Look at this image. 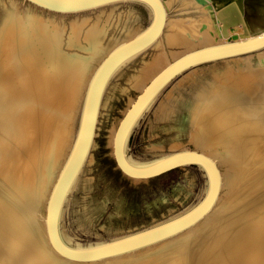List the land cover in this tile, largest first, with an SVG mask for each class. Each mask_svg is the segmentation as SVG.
Listing matches in <instances>:
<instances>
[{
	"label": "bare ground",
	"instance_id": "bare-ground-1",
	"mask_svg": "<svg viewBox=\"0 0 264 264\" xmlns=\"http://www.w3.org/2000/svg\"><path fill=\"white\" fill-rule=\"evenodd\" d=\"M24 2L32 10L47 11L48 17L14 11L0 21V264H264V47L194 63L162 87L171 82L159 104V118L168 120L179 135L187 131L192 145L178 151L200 152L218 170V192L203 216L143 248L99 261H73L49 242L47 201L72 149L94 72L114 48L144 28L140 29L131 5L119 19L111 10L94 21L83 15L138 1H116L73 13ZM161 2L165 18L158 37L120 62L110 76L126 61L152 50L139 70L127 75V85L120 86L129 97L120 118L107 130L113 159L120 119L137 95L173 62L204 48L264 34V0ZM142 4L152 18V9ZM66 15L73 16L67 28L60 19ZM68 48L74 53H65ZM109 80L88 154L68 194L92 159L100 116L110 99ZM129 88L137 90L135 96H130ZM176 139L172 148L180 147ZM202 170L207 190L208 176Z\"/></svg>",
	"mask_w": 264,
	"mask_h": 264
},
{
	"label": "rangeland",
	"instance_id": "rangeland-1",
	"mask_svg": "<svg viewBox=\"0 0 264 264\" xmlns=\"http://www.w3.org/2000/svg\"><path fill=\"white\" fill-rule=\"evenodd\" d=\"M129 3H120L83 15L94 21L98 14L103 16L111 10L112 16L119 19L128 12V6L131 5L137 13L140 29L145 28L151 19L148 7L140 2ZM14 11H34L48 17L47 11L38 8L32 10L23 0H0L1 22L8 12ZM172 14H175V10ZM72 18L73 16L66 15L60 19L67 28ZM68 50L65 53H74L73 48ZM151 51L150 49L126 61L109 80L111 83L107 92L110 93V99L100 116L92 159L83 167L61 212V234L71 246L84 247L106 242L161 223L190 209L205 193L206 176L198 165H185L151 179L135 181L119 170L110 153L108 127L115 119L120 118L129 97L120 91V86L127 85V75L138 71L142 62L150 58ZM201 67L204 66L199 68ZM170 83L150 103L130 132L126 154L135 164L148 163L180 148L192 146L188 141L187 131L179 135L177 128L172 127L168 120L159 118L158 107L164 101L165 93L171 87ZM127 91L130 96L137 93L134 88ZM174 138H177L180 147L172 148Z\"/></svg>",
	"mask_w": 264,
	"mask_h": 264
},
{
	"label": "water",
	"instance_id": "water-1",
	"mask_svg": "<svg viewBox=\"0 0 264 264\" xmlns=\"http://www.w3.org/2000/svg\"><path fill=\"white\" fill-rule=\"evenodd\" d=\"M46 10L73 13L92 9L116 1L125 0H24ZM146 4L152 9L149 24L131 40L114 48L100 63L94 72L82 104L80 118L74 143L66 162L50 192L46 205V230L51 246L61 256L79 262L99 261L117 256L145 246L157 243L182 230L200 219L210 208L218 192V170L212 161L200 152L181 150L144 164H133L128 161L126 143L133 126L143 114L157 92L175 76L177 72L209 59L222 58L252 52L264 47V34L242 41L221 44L198 50L173 62L161 72L143 92L137 95L134 102L120 119L114 137V160L119 170L136 178L151 179L165 172L185 165H198L206 170L208 187L202 198L190 209L180 215L155 224L148 228L115 238L106 242L76 247L64 241L60 232V213L72 178L86 159L93 137L98 107L104 87L116 66L123 60L138 53L152 43L160 34L165 18L161 0H133ZM169 70V71H168ZM168 71V72H166Z\"/></svg>",
	"mask_w": 264,
	"mask_h": 264
}]
</instances>
